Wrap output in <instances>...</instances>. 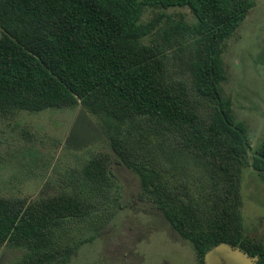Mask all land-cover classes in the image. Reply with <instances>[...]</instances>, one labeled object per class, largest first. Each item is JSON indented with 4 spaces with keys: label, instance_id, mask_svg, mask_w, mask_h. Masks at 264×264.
<instances>
[{
    "label": "trees",
    "instance_id": "1",
    "mask_svg": "<svg viewBox=\"0 0 264 264\" xmlns=\"http://www.w3.org/2000/svg\"><path fill=\"white\" fill-rule=\"evenodd\" d=\"M254 5L0 0V111L84 106L138 176L139 198L193 245L200 264L220 244L264 264V243L245 235L241 212L243 169L251 164L264 179V142L250 160L247 128L222 85L225 42ZM147 10L155 15L145 21ZM121 199L111 156L91 153L51 194L0 196V246L22 251L13 264H68Z\"/></svg>",
    "mask_w": 264,
    "mask_h": 264
},
{
    "label": "rangeland",
    "instance_id": "2",
    "mask_svg": "<svg viewBox=\"0 0 264 264\" xmlns=\"http://www.w3.org/2000/svg\"><path fill=\"white\" fill-rule=\"evenodd\" d=\"M254 1L240 27L226 40L222 55V85L232 99L236 119L247 128L250 160L264 142V0ZM167 12L194 19L188 8ZM154 15L147 10L143 19ZM176 61L182 63L180 58ZM96 152L111 156L122 206L68 264H200L193 245L159 209L139 198L138 176L117 159L100 118L82 105L38 112L0 111V196L32 200L51 194L62 177ZM241 194L244 233L264 243V179L251 164L243 169ZM85 231L78 235H88ZM21 255V250L0 246V264H13ZM205 264L258 263L243 251L220 244L207 253Z\"/></svg>",
    "mask_w": 264,
    "mask_h": 264
}]
</instances>
